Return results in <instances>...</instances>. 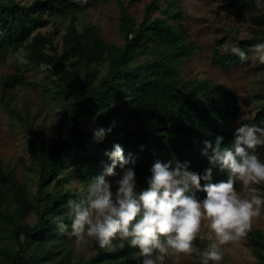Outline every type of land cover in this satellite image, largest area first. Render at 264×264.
Wrapping results in <instances>:
<instances>
[{
    "label": "trees",
    "instance_id": "trees-1",
    "mask_svg": "<svg viewBox=\"0 0 264 264\" xmlns=\"http://www.w3.org/2000/svg\"><path fill=\"white\" fill-rule=\"evenodd\" d=\"M103 0H44L36 1V11L15 0H0V57L18 44H23L33 30L49 23L43 15H63L71 21L62 38L63 53L53 57L44 52L49 38L35 37L27 46L33 65L40 61L51 67L50 80L54 90L70 99L67 108L68 135L36 137L30 147L37 154L38 185L35 198H30L26 186L18 181L13 169L0 160V264H139L134 255L137 249L118 240L110 251L94 243V255L88 259H74L70 250L58 242L54 217L64 215L67 201L77 196V189H64L63 175L74 176L81 186L104 171V152L119 143L125 156H136L138 187H144L149 169L156 160L175 159L190 162V170L202 173L207 159L201 156L202 141L224 137L223 143L233 139L240 106L236 94L225 85L207 80H185L180 67L196 50L186 42L179 0H153L144 7L142 20L135 24L120 3L121 46L106 43L97 26L83 23L78 30L74 12H83L92 3ZM225 15L251 23L259 32L256 40L264 43V7L255 0H221L219 6ZM153 12L162 16L152 18ZM247 54L243 43L237 44ZM62 58H71L69 69L62 66ZM240 59L231 52H214L212 64L229 69ZM106 63L99 76L96 67ZM47 78H50L47 75ZM19 75L5 78L2 90L22 82ZM124 96V114L132 127L125 126L120 133L106 136L102 143L92 139L94 127H108L117 114L114 97ZM118 114H121L118 113ZM93 120V128L85 131L81 116ZM264 127V116L241 124ZM118 134V135H116ZM94 144V148H93ZM141 146L142 149H141ZM214 181L226 179L223 173L213 171ZM51 187V191H50ZM203 197L204 193H198ZM29 212L35 223H24ZM66 222L67 217H63ZM257 248L258 262L264 264V237L259 231L250 235ZM197 248L203 249L199 239ZM197 263L199 264V257Z\"/></svg>",
    "mask_w": 264,
    "mask_h": 264
},
{
    "label": "rangeland",
    "instance_id": "rangeland-1",
    "mask_svg": "<svg viewBox=\"0 0 264 264\" xmlns=\"http://www.w3.org/2000/svg\"><path fill=\"white\" fill-rule=\"evenodd\" d=\"M15 1L31 6V10L36 11L35 2L44 0ZM151 1L153 0H103L92 3L83 12H74L75 25L78 30H81L83 23L97 26L106 43L121 46L123 34L120 30V3L129 18L138 24L143 18L144 7ZM179 3L182 11L179 22L187 35L186 42H192L196 47L191 57L180 67L181 76L187 81L207 80L211 84L225 85L232 90L240 106L235 127L244 120L255 118L258 113L264 116V62L260 60L264 50L256 48L260 44L256 40L259 30L249 22L225 15L219 10L221 0H179ZM159 16L162 14L158 12L151 15L152 18ZM43 17L49 23L47 26L33 30L23 44L16 45L8 54L0 57V160L7 168L14 170L18 181L28 189L31 199L35 198L38 185L35 166L38 156L30 147L31 140L36 137L45 139L49 136L68 135L67 108L70 99L54 90L50 80H54L55 76H50L52 69L48 62L40 61L38 66L33 65L34 60L27 46L35 37L43 36L49 38L52 45L51 48L50 44H45L44 52L54 55L53 57L61 56L64 51L62 38L71 19L63 15L50 17L44 14ZM239 43L247 48L248 59L231 64L229 69L212 64L214 52L228 53L233 44ZM72 60L62 58V66L69 69ZM96 69L99 76H102L106 63L98 65ZM10 75L21 76L22 82L13 88L2 90L5 78ZM112 103L118 109L109 123L115 122L113 132L120 133L128 124L132 127L133 123L127 120L123 111L125 97L116 95ZM81 121L85 131L93 128L90 117L82 115ZM258 151L264 155V147L258 148ZM103 161L109 163L106 157H103ZM61 181L64 189H69L70 193L77 189V196L71 198L86 194L87 187L81 186L74 176L63 175ZM258 187L264 189V185ZM66 213L67 209L60 217H67ZM35 216L33 212H29L24 223H35ZM206 225L205 220L198 238L202 248L210 242ZM256 230L264 237V212L253 218L252 227L244 237L222 246L223 258L220 264H257L258 251L250 238ZM53 240L54 244L63 243L74 259H88L95 253V240L92 239L86 244H80L72 235L57 232ZM193 243L196 246L195 241ZM105 249L110 251L112 248ZM197 260L195 253L180 254L168 257L165 264H198Z\"/></svg>",
    "mask_w": 264,
    "mask_h": 264
},
{
    "label": "clouds",
    "instance_id": "clouds-1",
    "mask_svg": "<svg viewBox=\"0 0 264 264\" xmlns=\"http://www.w3.org/2000/svg\"><path fill=\"white\" fill-rule=\"evenodd\" d=\"M255 3L264 7V0ZM256 48L264 50V43ZM230 52L247 59L237 44ZM260 60L264 62V55ZM114 127L115 122L94 127L93 142L102 143ZM223 140L217 135L202 141L200 154L209 165L202 173L190 170L188 161L156 160L142 188L136 179V156H125L122 146L114 144L103 154L109 163L91 179L86 194L67 201L70 222L53 218L56 229L80 244L90 239L101 248L114 247L116 240L121 247L126 243L137 249L139 264H165L170 256L193 253L199 264H220L222 246L244 237L253 218L264 212V189L258 187L264 185V155L258 151L264 147V127L240 124L230 143ZM214 169L227 178L213 182ZM201 192L202 198L197 195ZM205 220L210 242L200 249L193 242Z\"/></svg>",
    "mask_w": 264,
    "mask_h": 264
}]
</instances>
